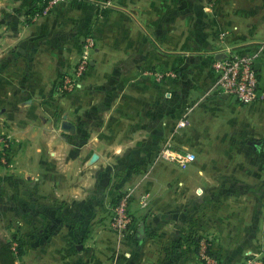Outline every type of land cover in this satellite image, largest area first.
Segmentation results:
<instances>
[{"label": "crops", "instance_id": "0c3cea01", "mask_svg": "<svg viewBox=\"0 0 264 264\" xmlns=\"http://www.w3.org/2000/svg\"><path fill=\"white\" fill-rule=\"evenodd\" d=\"M261 1L66 2L30 24L0 8V132L12 157L10 171L0 161V220L12 221L19 264H203L199 235L218 264L264 254V133H238L243 105L212 89L219 31L229 30L233 47L259 42ZM88 32L96 39L90 66L60 93L58 78ZM258 62L260 96L250 104L264 106V50ZM180 106L187 125L190 114L218 110L236 133H190L211 141L197 163H149L166 139L165 111ZM64 119L74 132L61 129ZM85 122L107 124L79 133ZM245 138V149L223 146ZM130 187L133 224L120 238L111 198Z\"/></svg>", "mask_w": 264, "mask_h": 264}, {"label": "built area", "instance_id": "2783aa9c", "mask_svg": "<svg viewBox=\"0 0 264 264\" xmlns=\"http://www.w3.org/2000/svg\"><path fill=\"white\" fill-rule=\"evenodd\" d=\"M38 17L36 15L34 19ZM229 36L230 32L228 29L221 30L218 33L220 46L218 54L212 63L215 72L212 89L218 95H227L228 97L237 96L240 104H250L260 96V77L256 63L259 61L264 50V41H260L259 45L253 48L244 49L240 46L233 47L227 44ZM95 46L96 39L93 33H86L83 37L79 59L72 72L59 76L58 91L60 93L71 91L77 86L90 66L91 53ZM186 124L187 118L186 115H183L177 121L172 133L165 140L162 149L159 151V157L169 158L181 165L196 160V154L192 150L187 149L185 152H180L172 148V137L178 132V129ZM10 143L11 138L9 135L0 133V161L5 164H8L6 161L10 156ZM133 191V187L121 191L118 200L111 207L110 226L120 238L126 236L133 224V212L130 207L131 198L134 195ZM150 197V193L148 192L141 194L140 203L142 207L148 206ZM208 244L207 239H201L198 247L199 256L203 264H218V258L210 253ZM242 264H264V254L250 255Z\"/></svg>", "mask_w": 264, "mask_h": 264}, {"label": "rangeland", "instance_id": "374dc122", "mask_svg": "<svg viewBox=\"0 0 264 264\" xmlns=\"http://www.w3.org/2000/svg\"><path fill=\"white\" fill-rule=\"evenodd\" d=\"M53 1L54 0H51V2H53ZM66 2L95 3L98 5V7H100L101 5H105L109 2L123 6L125 4L126 0H110V1L56 0L51 5L49 4L50 6L48 5L49 7L38 18L41 19L45 14H48L51 10H53L55 6H57L59 4L62 5L63 3H66ZM258 2H259V0H258ZM263 2H264V0L261 1V3H263ZM243 3H244V0H243ZM1 7H5L8 12H12L14 17H19V15L21 16L22 12H24V10L26 9L27 3L24 0H0V8ZM241 15H243V14H240V18H238V20L246 21L245 19L247 18V16H241ZM257 15H259V16H257V19H259L260 22L258 24V27H256V29L258 30V34L256 35V38L260 42V41H264V19H261V17H264V9L258 10ZM21 17L23 18L22 23H24L26 21L25 20L26 18L23 15ZM32 22H35V21L32 20ZM32 22H30V23H32ZM242 28L245 29L246 27L244 25H242ZM251 29H252L251 27H248L247 29L244 30V32L250 34ZM250 36H251V34H250ZM259 42L257 41V42H251V43H241L240 47L244 48V49H250V48H253V47L259 45ZM77 61L75 62L74 66L76 65ZM74 66H73V68H74ZM73 68L71 70H64L65 72H63L62 74L72 72ZM62 74H60V75H62ZM240 105H243V108L241 111L243 112V119L244 120H243V123L238 124V128H240V126L242 128V130L238 131V133H264V106L263 105L262 106H258V105L255 106V104H240ZM107 108L108 107H105V109H107ZM155 108H156V106H153L152 108H150V111L152 112V110H155ZM184 109H185V106H180L178 109V112L173 113L172 115L170 114L171 111H165V123L163 124V133L166 136V139L171 134L172 127L175 125V123L178 121V119H180V117L183 116L182 115L183 112H181V111ZM235 113H239V112H235ZM235 113H233L234 116H235ZM102 114L103 113H101V117H102ZM71 117L74 120H76L79 125H82V123H80V121L76 119V116H71ZM189 118H190L191 123L189 122L188 125L186 124L185 126H183L181 128L180 132L176 133L172 137V141H173L172 148L176 149L180 152H185L187 149L192 150L196 154L197 160H195L196 161L195 163H197L199 161V159H203L204 148H206L208 146V144L211 145V141L209 139H205L203 136L196 137L194 140L191 137L190 133H236L235 131L234 132L230 131V129H235L234 126L232 128V124H230V122H229L232 119V116L230 115L229 117H227V115L225 113H221V112L219 113L218 110H213V111H210L207 113L199 112V113H195V115L190 114ZM106 124L107 123H105V122L99 123V124L92 123V122L91 123L85 122V123H83V127H82L83 130H79V133H86V131L92 127L99 129L103 126H106ZM106 133H108V131ZM120 133H124V130ZM235 140H228V141L225 140V143L223 146L226 147L228 144L229 147L230 146L235 147L238 144H242L243 148L247 147L246 138L244 140H241V141H239V140L235 141ZM10 147H11V145H10ZM9 151H10V148H9ZM245 157H247V156H245ZM223 158L224 157L218 156L217 162H219V163H228V162L233 163L234 160L237 159V157H234V156H232L231 158H228V159H226V158L223 159ZM148 160H149L148 161L149 163H157V162H164L165 163V162H167V163L178 165L176 161H171V160L166 159L164 157L163 158L159 157V151H158V154H156L154 157H149ZM6 162H8V164H5L3 162H1V163L4 164V166L6 167V169L8 171H10L11 165H12V157L9 156V158H7ZM191 176H192L191 178H194L197 182H200L204 178L203 174H199V173H196L195 175L191 174ZM146 186H150V184L147 183ZM119 194H120V191L116 192L115 195H113V196L111 195L112 196V198H111L112 203L117 199ZM11 222L12 221L0 220V227L3 229V231L8 236L14 235L13 234L14 226ZM195 237L193 238V242H196ZM196 246H197V243H196L195 247ZM196 249H197V247H196ZM197 253H198V250H197ZM198 255H199V253H198Z\"/></svg>", "mask_w": 264, "mask_h": 264}, {"label": "trees", "instance_id": "16d2710c", "mask_svg": "<svg viewBox=\"0 0 264 264\" xmlns=\"http://www.w3.org/2000/svg\"><path fill=\"white\" fill-rule=\"evenodd\" d=\"M27 3V7L22 12L26 19V23L32 22L36 15L40 16L44 13L45 9L50 4L51 0H24ZM83 1V0H82ZM99 1H109V0H99ZM121 192V191H120ZM120 194L118 195V197ZM117 199L111 204V207L116 203ZM195 245L197 243V249L199 247V242L201 239L206 237L200 235L195 237ZM208 242V239H207ZM209 245V244H208ZM209 248V246H208ZM22 247L16 236H8L3 229L0 227V264H19L18 257L21 254ZM210 251V250H209ZM212 253V252H210Z\"/></svg>", "mask_w": 264, "mask_h": 264}, {"label": "water", "instance_id": "95a60500", "mask_svg": "<svg viewBox=\"0 0 264 264\" xmlns=\"http://www.w3.org/2000/svg\"><path fill=\"white\" fill-rule=\"evenodd\" d=\"M256 68L259 70L260 66H259V62L256 63ZM224 97H228L227 95H224ZM233 101L236 102L237 100V96H233L232 97ZM61 129L64 131H70V132H74L75 131V124L67 119H64L61 122L60 125ZM249 143L254 146L255 148H258L259 145H261L262 141L260 140H250Z\"/></svg>", "mask_w": 264, "mask_h": 264}]
</instances>
